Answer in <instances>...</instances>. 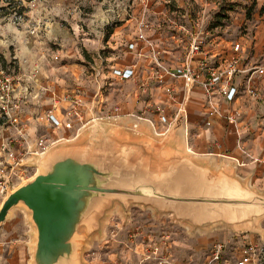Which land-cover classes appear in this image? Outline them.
Returning <instances> with one entry per match:
<instances>
[{
    "label": "rangeland",
    "instance_id": "374dc122",
    "mask_svg": "<svg viewBox=\"0 0 264 264\" xmlns=\"http://www.w3.org/2000/svg\"><path fill=\"white\" fill-rule=\"evenodd\" d=\"M132 1L0 0V53L8 61L6 65H0V74L13 78L15 94L23 103L22 119L26 124L25 137L29 142H34L41 136L49 140L59 136L72 139L78 131L75 125L78 119L72 121L73 127L64 123L62 128L56 129L47 122L45 116L37 117L39 113L35 111L41 110L32 111L30 95L36 86L40 87L39 83L47 85L41 86L43 92L40 95L41 103L46 108L51 106L52 109L57 96L67 98L68 95L79 94L85 103V113L89 112L90 105L97 104L101 93L105 98L109 97L106 99L108 103L113 104L119 100L123 87L125 90L130 88L124 80L108 74L111 62L116 58H112L115 53L112 48H107L106 40L109 31L121 24L122 8ZM208 2L217 4V8L209 11V28L218 26L214 30L226 39L244 43L247 46L244 56L246 62H251L254 57L252 63L264 64V17L260 13L264 0ZM19 10L23 11L21 15L17 13ZM37 63L38 71L31 70ZM49 84L52 87L59 86L61 93L50 90ZM98 88L101 92L96 96ZM73 89L76 91L73 92ZM40 96H33V99L39 102ZM62 104L66 105V102ZM0 118L4 120L0 126V187L6 184L9 188H15L31 178L36 168L20 164L23 163L20 159L28 156L27 144L3 116L1 109ZM6 144L7 148L4 149ZM2 201L3 196L0 195V207ZM150 210L132 206L125 224H122V215L115 210L107 222L105 237L92 241L84 252L85 260L91 264L111 261L108 252H104L111 250L107 245L115 243L120 248L117 260L119 264H160V252L153 253L151 245H161L162 231L155 233L151 220H156L157 223L171 220L186 226L174 220L171 214L156 217ZM260 227L261 231L235 230L219 225L211 232L231 233L227 240H218L224 244V260L235 263L239 255L251 251L258 264H264V218L260 221ZM34 241V226L28 211L23 207L14 208L0 225V264H31ZM137 242L144 243L143 248H140L141 252L136 255L138 258H127L126 253H133V244ZM205 255L194 260L203 264L210 254Z\"/></svg>",
    "mask_w": 264,
    "mask_h": 264
},
{
    "label": "water",
    "instance_id": "95a60500",
    "mask_svg": "<svg viewBox=\"0 0 264 264\" xmlns=\"http://www.w3.org/2000/svg\"><path fill=\"white\" fill-rule=\"evenodd\" d=\"M72 139L60 138L43 154L21 163L35 174L9 188L0 207V225L16 207L34 226L31 264H89L88 245L104 236L117 210L127 223L132 206L171 214L189 231L223 225L261 231L264 192L233 175L216 172L166 145L164 135L135 139L118 131L112 118H92ZM138 133V123L124 127Z\"/></svg>",
    "mask_w": 264,
    "mask_h": 264
},
{
    "label": "crops",
    "instance_id": "0c3cea01",
    "mask_svg": "<svg viewBox=\"0 0 264 264\" xmlns=\"http://www.w3.org/2000/svg\"><path fill=\"white\" fill-rule=\"evenodd\" d=\"M215 8H217V4L209 3L208 0H133L127 7L122 8L121 24H117L109 31L106 40L107 48H112L115 53L112 58H116L111 62L108 74L124 80L130 88L125 90L123 87L119 94V100L113 104L108 103L106 99L109 97L105 98L101 93L100 99L95 104L96 109L93 112H84V120L75 123L78 127L75 136L82 131V127L90 118L87 117L89 114L95 119H115L118 131L135 139L153 138L155 133L164 135L177 122V128L173 129L166 137L167 148H176L191 156L193 160L210 166L214 171H223L233 175L264 192V102L246 103L245 114L243 117H237L236 122L230 121L226 117H213L212 124L208 126L206 124L209 119L205 107L206 95L201 87H194L187 93L182 79L170 78L167 85L175 88V98L171 99L168 97L165 86L148 80L152 64L151 51L145 41L139 38L141 30L149 40L163 50L164 60L175 65L185 57L190 41L188 30H191L193 20L202 11H206L210 15L209 11ZM142 23L149 24L150 28L142 29ZM183 28H188V30ZM174 33L178 34L179 40L173 37ZM228 41L230 40L223 35L216 38L214 43L212 42L211 51L214 53L220 51ZM252 60H255L254 57L249 63H252ZM38 67L37 63L31 70L38 71ZM126 67L134 69V74L131 77L122 78L116 74L117 69ZM102 71L104 72V69ZM39 86V88L36 86L35 90L31 92L30 97L33 103L31 109L32 111L41 110L35 111L39 113L37 117H44L45 112L50 110L51 106L46 108L47 106L41 103L43 92L41 86L47 85L39 83ZM49 86L50 90L61 93L58 90L59 86H53L54 88L50 84ZM74 91L76 89H73ZM100 92V88H98L96 96ZM33 96H40V103L33 99ZM215 100L224 111L245 104L243 101L228 103L220 97ZM157 104L164 107V121L160 117V113L155 110ZM182 105L186 109L185 115L178 113ZM116 106L120 108L117 115L114 110ZM54 113L62 119L60 110H56ZM29 115L27 116L32 117ZM131 123H138L140 129L138 133L124 131V127ZM59 138L63 137L59 136L54 139ZM28 159L30 156L25 157L23 161ZM151 210L154 214V210ZM121 221L123 224V217ZM151 225L155 227L153 230L155 233L162 231L161 245L155 244L160 247L161 257L168 258L173 264H198L194 260L196 257L199 258L202 254L209 255L218 240H227L231 236L228 231H210V234L200 230L191 232L187 227L173 223L171 220H164L162 223L151 220ZM106 232L107 226L104 236L101 238L98 236L95 240L103 239ZM188 234H194V236ZM133 245H135L134 251L133 253L128 251L127 258L132 256L138 258L136 255L141 252L140 248H143L144 243L137 242ZM107 246L111 250H105L104 253L108 252L111 261L102 262V264H119L117 260H119L120 248L115 243H110ZM151 247L154 253L153 245ZM88 263L91 264L89 261ZM124 264L127 263L124 262ZM222 264L235 263L226 259L222 261Z\"/></svg>",
    "mask_w": 264,
    "mask_h": 264
},
{
    "label": "built area",
    "instance_id": "2783aa9c",
    "mask_svg": "<svg viewBox=\"0 0 264 264\" xmlns=\"http://www.w3.org/2000/svg\"><path fill=\"white\" fill-rule=\"evenodd\" d=\"M209 16L208 12L202 11L193 20L191 30L183 28L188 30L190 41L185 57L175 65L164 60L163 50L149 40L142 30L139 34V38L145 41L151 51L152 64L148 80L165 86L168 97L171 99L175 98V88L167 85L170 78L182 79L187 93L194 87H201L206 95L205 107L207 117H209L206 124L208 126L212 124L213 117H226L228 120L236 122L237 117H243L245 114L246 103L264 102V64L246 62L244 56L247 46L240 41H228L220 51L212 52L210 49L212 42L222 35L214 30L218 26L209 28ZM147 27L150 28L149 24H141L142 29ZM173 37L176 40L180 39L177 33H174ZM115 72L122 78H128L134 74V69L126 67L117 69ZM219 97L224 98L228 103L243 101L245 104L224 111L215 100ZM62 102H66V105ZM22 104L21 98L15 94L13 78L9 75L0 74V109L3 116L16 128L19 136L24 138L28 156L31 157L34 152L43 154L48 146L57 139L49 140L41 136L36 141L29 142L25 137L26 124L22 119ZM84 105V101L78 94L68 95L67 98L57 96L54 98L52 109L47 111L44 116L47 122L56 129L62 127L64 123L68 127H73L72 121L74 119L84 120ZM88 109L89 112H93L96 109L95 104L90 105ZM56 110H60L62 119L54 113ZM114 110L117 115L120 108L116 106ZM155 110L160 113V117L164 121V107L157 104ZM185 110L184 105H182L178 113L185 115ZM3 148L6 149L7 144ZM23 159H20L21 162H24ZM8 189L9 186L6 184L0 187V195L3 198ZM153 250L154 253H158L160 247L153 245ZM223 251L224 244L217 242L203 264H222L224 260ZM159 260L160 264H173L168 258L161 257ZM235 264H258V262L252 252L247 251L239 255Z\"/></svg>",
    "mask_w": 264,
    "mask_h": 264
},
{
    "label": "trees",
    "instance_id": "16d2710c",
    "mask_svg": "<svg viewBox=\"0 0 264 264\" xmlns=\"http://www.w3.org/2000/svg\"><path fill=\"white\" fill-rule=\"evenodd\" d=\"M17 13L21 15V14L23 13V11H22V10H19ZM260 13H261V15H263V17H264V4L262 5V7H261V9H260ZM7 62H8V61H7L6 57H5L3 54L0 53V65H1V66H4V65L7 64ZM3 123H4V120H3L2 118H0V126H1Z\"/></svg>",
    "mask_w": 264,
    "mask_h": 264
}]
</instances>
